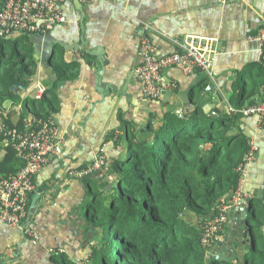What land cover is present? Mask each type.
Returning a JSON list of instances; mask_svg holds the SVG:
<instances>
[{
    "label": "crops",
    "instance_id": "crops-1",
    "mask_svg": "<svg viewBox=\"0 0 264 264\" xmlns=\"http://www.w3.org/2000/svg\"><path fill=\"white\" fill-rule=\"evenodd\" d=\"M80 3L85 13L84 40L89 50H103L104 72L98 77L100 84H96L101 69L95 57L67 47L79 44L81 36L80 13L73 0L63 5L69 23L49 34L31 36L36 70L22 98L35 92L36 83L51 88L55 75L48 60L53 54L56 62L71 68L76 64V69L56 88L60 109L52 119L63 136L62 154L52 158L37 176L40 186L49 181L46 191L39 192V205L28 219L39 242L32 245L19 230L0 224V264H55L50 249L75 261L74 255L86 236L80 208L87 187L83 179L71 178L67 170L89 166L100 150L107 161L118 155L122 151L117 140L123 134L121 120L139 129L149 120L154 125L160 124L168 112L184 115L197 107L213 117L229 114L230 100L236 93L233 83L239 81V75L249 66L259 65V45L250 36L264 25V0H80ZM146 24L158 56L194 47L210 60L211 71L185 73L167 68L164 79L175 87L165 90L157 100L145 99L134 71L141 64L139 38ZM201 40H205L204 46ZM259 73L257 66L252 69V76ZM208 82L213 86L206 90ZM247 98L243 106L264 101V93ZM10 105L15 107L5 104ZM240 127L254 148V157L240 177L238 195L234 196L236 209L240 204L245 206L247 199L264 187V132L255 117L240 118ZM246 238L250 239L249 234ZM248 249L249 244L238 248L234 262H242Z\"/></svg>",
    "mask_w": 264,
    "mask_h": 264
},
{
    "label": "trees",
    "instance_id": "trees-1",
    "mask_svg": "<svg viewBox=\"0 0 264 264\" xmlns=\"http://www.w3.org/2000/svg\"><path fill=\"white\" fill-rule=\"evenodd\" d=\"M29 37L17 35L12 44L10 38L0 37V115L7 103L22 107L20 113L7 114L5 123L11 128H21L28 113L46 120L59 112L57 85L76 69V64L71 68L56 62L53 54L48 60L55 75L51 88L45 86L40 99L22 98L36 70ZM258 64L241 72L239 81L233 83L236 93L230 100L232 108L242 107L247 97L264 93V50ZM256 66L260 73L255 77L251 73ZM13 115L18 117L15 122ZM240 118L230 112L213 117L197 107L184 115L168 112L160 124L149 120L139 129L121 120L123 134L117 140L122 151L106 159L101 170L83 178L90 195L83 216L85 230L90 232L85 235L91 241L86 259L76 262L57 252L51 254L52 262L239 264L216 261L218 241L211 251L202 245V235L206 220L218 214L221 201L238 190L239 168L250 148ZM1 152L0 177L13 175L23 167L13 149L3 146L2 137ZM46 183L49 181L38 192L46 191ZM252 205L246 217L249 249L241 264H264V203L249 197L246 207ZM223 235L222 230L220 238Z\"/></svg>",
    "mask_w": 264,
    "mask_h": 264
},
{
    "label": "built area",
    "instance_id": "built-area-1",
    "mask_svg": "<svg viewBox=\"0 0 264 264\" xmlns=\"http://www.w3.org/2000/svg\"><path fill=\"white\" fill-rule=\"evenodd\" d=\"M68 0H0V37L10 38L13 35L43 36L52 32L56 27L70 21L66 18L63 5ZM92 2L94 0H84ZM226 2L228 0H222ZM264 13V10H263ZM149 26H143L139 38V52L141 64L134 71L136 79L142 86L143 96L147 100H157L167 89L175 87L174 83L166 82L163 76L167 68H176L190 73L195 70L211 71L210 60L204 52L194 48H186L184 52H175L166 56H158L156 49L149 39ZM250 39L259 45L260 55L264 50V25L256 35ZM45 89L40 83L34 86V93L30 97L40 99ZM21 105L5 106L0 115V137L3 146L11 147L15 157L24 163L15 174L0 177V224L19 230L32 245L39 242L36 232L28 222L29 204L38 192L40 185L37 176L54 157L62 154L63 136L52 117L46 120L37 119L28 113L22 120V127L11 128L5 123L10 111L20 112ZM19 110V111H18ZM229 112L242 117H255L264 132V101H258L240 108H229ZM18 119V117H17ZM17 121V120H16ZM15 122V121H13ZM254 148L250 146L245 155V162L240 166L241 176L246 167L253 161ZM106 164L104 151L93 162L82 170H70L69 176L74 179H83L102 169ZM40 194V193H39ZM228 201H221L218 206V215L209 220L203 227L202 245L212 246L219 241L217 233L220 226L226 223L229 209L234 205V196ZM211 223V224H210ZM216 245V244H215ZM50 254L55 251L50 249Z\"/></svg>",
    "mask_w": 264,
    "mask_h": 264
},
{
    "label": "water",
    "instance_id": "water-1",
    "mask_svg": "<svg viewBox=\"0 0 264 264\" xmlns=\"http://www.w3.org/2000/svg\"><path fill=\"white\" fill-rule=\"evenodd\" d=\"M73 5L75 6V9L80 13V30H81V36H80V43L67 46L70 49L75 50H83L87 56H93L95 57V60L100 67V72L96 75V84H100L98 77L103 75L104 72V66H103V50L101 48H95L92 50H89L87 48V42L84 40L83 37V19L85 17V13L82 9V4L80 3V0H73ZM198 43V42H197ZM205 40H201L202 46L205 44ZM197 45V44H196ZM97 66V67H98ZM213 84L212 82H208L207 89L212 88ZM100 89L99 87L97 88ZM100 91V90H99ZM252 101V98H251ZM41 195L39 193L35 194L33 198L30 201L29 204V215L33 214V212L37 209L39 202H40ZM252 197H256L260 199L264 203V187L261 190H257L255 194H253ZM246 207V205H239L236 209L234 206L231 207L228 211V221H227V230L225 234L222 236L221 240L218 241L216 247H217V253L215 255V260L218 262H231L236 259L237 249L244 247L246 244H249V240L247 239V235L249 234V228L247 226V213L248 211L253 207ZM231 230L234 231V234L231 233ZM88 232H85L87 234ZM90 235V232L88 233ZM86 243V240L83 242Z\"/></svg>",
    "mask_w": 264,
    "mask_h": 264
},
{
    "label": "rangeland",
    "instance_id": "rangeland-1",
    "mask_svg": "<svg viewBox=\"0 0 264 264\" xmlns=\"http://www.w3.org/2000/svg\"><path fill=\"white\" fill-rule=\"evenodd\" d=\"M13 38H15V37H11L10 38V41H9V44L11 43L12 44V40H13ZM27 40H31L32 41V37H29V38H27ZM34 51L32 50V57H34ZM35 60V59H34ZM44 64H46V61H44L43 62ZM51 70V69H50ZM51 73H52V71H51ZM7 107V106H6ZM19 111V110H18ZM21 111V110H20ZM15 113H20V112H15L14 111V114ZM15 115H13V117H12V120H13V118H14V121H16L17 120V115L14 117ZM3 154V152H1V154H0V156ZM89 201H90V195L88 194V193H86L85 194V199H84V205L83 206H81V208H80V211H82V213H83V215L85 214V212H86V206H85V203L86 204H88L89 203ZM219 206V205H218ZM218 214H216V215H214L212 218H210V219H207L206 220V222L208 223L209 222V220H214V218H216V216H217ZM211 224V223H210ZM221 230V231H220ZM222 230H223V227H222V225L220 226V229H219V231L222 233ZM217 237L219 238L220 237V233H217ZM219 239H221V238H219ZM86 240V243H83L84 241ZM220 241V240H219ZM90 238H88V236H85V238H83L82 239V241H81V243H80V249L76 252V254L74 255V260L76 261V262H80L81 260H83V259H86V256H87V253H88V247H89V244H90ZM210 248V250L212 251L213 250V247L212 246H210L209 247ZM244 260V259H243ZM243 260H242V262H243ZM242 262H240V260H239V264H241Z\"/></svg>",
    "mask_w": 264,
    "mask_h": 264
}]
</instances>
